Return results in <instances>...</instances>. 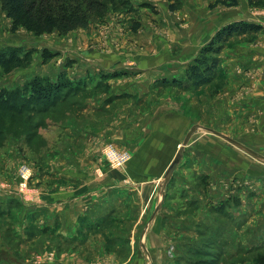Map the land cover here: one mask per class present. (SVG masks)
<instances>
[{
	"label": "rangeland",
	"instance_id": "obj_1",
	"mask_svg": "<svg viewBox=\"0 0 264 264\" xmlns=\"http://www.w3.org/2000/svg\"><path fill=\"white\" fill-rule=\"evenodd\" d=\"M122 1L118 0L116 7L89 29L82 30L85 37L93 32L99 36V43L88 44L90 50H104L111 35L117 34L118 38L127 33L135 35L142 17L155 16L154 6L149 3L152 0H128L126 4ZM161 1L167 5L168 12L182 9L180 0ZM214 1L209 3L211 11L228 8L211 7ZM246 2L253 13L264 14V0H258L254 6L249 5L248 0ZM179 19V24L183 25ZM155 22L156 32L164 34L167 24H160L157 19ZM12 29L13 21L1 13L0 41L4 44L0 50L18 48L17 57L22 61L12 60L0 65V89H16L35 78L53 83L59 76L65 85L72 83L80 88L69 92L65 86L63 98L71 94L75 97L72 96L68 105L60 104L55 110L28 111L27 114L0 112V253L6 249L13 256L8 261L0 257V264H264V217L261 215L264 209L256 208L260 214L252 221L244 196V203L237 209L236 222H230L228 214L226 222H216L217 216L224 215L213 210V206L220 207L223 198L219 192L207 191L208 176L202 174L203 170H197V158L187 155L197 150L196 136L201 133L198 125H191L186 136L181 138L189 137L181 161L166 185L163 199L160 198L163 177L156 187L152 186L155 190H150L146 183L157 177L138 175L134 177L135 183L132 178L124 177L115 189L95 191L93 199L98 197L103 203L75 222L73 218L64 221L63 205L58 211H54L53 206L43 207L48 200L47 192H52L55 182L50 171L57 164L63 169L80 161L82 166L86 165L85 155H90L86 150L91 146L87 143L89 133L84 129L87 100L107 93L109 85L106 80L87 93L92 89L87 85L90 87L99 82L87 83L84 73L76 78L73 72L83 71L80 65L76 70L69 58L56 68L51 64L53 59L63 56L61 51L54 49H76L81 43L84 46L82 34L79 33L80 43L73 39L72 32L64 36L56 31L36 35L23 27ZM259 36L262 35L236 36L229 40V46L256 41ZM113 45L114 49L120 47L119 42ZM165 91L180 98L182 111L191 118L196 117L199 95L206 96L209 101L215 97L213 84L189 93L174 88ZM184 141L175 145V153ZM107 147L115 148L106 143L99 147L100 155L113 169L104 154ZM119 151L130 155L121 168L133 165L130 152ZM23 170L27 171L25 175ZM238 181L244 190L249 187L244 179ZM65 187L68 190L69 185ZM65 200L70 202L68 198ZM158 205L160 208L156 212ZM214 212L218 214L216 218Z\"/></svg>",
	"mask_w": 264,
	"mask_h": 264
},
{
	"label": "crops",
	"instance_id": "obj_2",
	"mask_svg": "<svg viewBox=\"0 0 264 264\" xmlns=\"http://www.w3.org/2000/svg\"><path fill=\"white\" fill-rule=\"evenodd\" d=\"M157 1H160L158 7ZM180 1L182 9L177 12H168L167 5L161 0L149 1L154 6L155 16L142 17L135 35L127 33L121 38L117 34L111 35L104 50H90L88 44L98 42L99 36L93 32L85 37L82 30L72 32V37L80 42L79 33L82 34L84 46L80 42L76 49H54L63 53L51 61L54 68L69 58L73 68L82 67L79 74L73 72L76 78L84 73L86 82L91 85L100 82L105 74L127 73L101 80V83L107 80L109 91L87 100L84 129L89 133L87 143L91 146L86 150L90 153L85 155L86 165L82 166L80 161L63 169L57 164L50 171L55 182L52 192H47L48 200L43 207L53 206V210L58 211L63 205L65 222L71 218L75 222L78 217L85 216L83 214H89L91 209L103 203L98 197L93 199L94 192L115 189L124 177L133 180L138 175L157 177L148 182L149 185L146 183L150 190H155L152 186L156 187L164 178L181 148L175 153V145L184 141L185 138H181L186 136L191 125H198L201 133L196 136L197 150L187 155L197 158V170H203L202 174L208 176L207 191L219 192L223 198L220 207L213 206L220 209L218 214L224 215L218 217L214 212V218H219L216 222H226L228 217L230 222H236L237 209L244 203V196L251 220L260 214L256 208L264 209V163L205 130L226 134L242 148L264 158V34L256 41L226 47L221 52L220 67L225 74L223 87L215 92L211 101L199 95L194 118L182 111L178 96L158 85L160 80L182 78L188 65L219 28L235 21L259 23L264 27V14L253 13L246 0H238L237 6L221 11L209 9L212 0ZM179 18L183 25L179 24ZM156 19L160 24H167L164 34L157 33L153 27ZM115 42L120 44L118 49L113 47ZM2 44L4 42L0 41V47ZM106 143L129 151L133 165L110 169L99 151ZM97 169L102 172V177ZM224 176L227 178L222 180ZM240 179L248 182L246 190L240 186ZM138 185L140 189L141 178ZM67 198L70 202L65 200ZM261 215L264 217V212ZM4 250L0 257L8 261L13 256Z\"/></svg>",
	"mask_w": 264,
	"mask_h": 264
},
{
	"label": "trees",
	"instance_id": "obj_3",
	"mask_svg": "<svg viewBox=\"0 0 264 264\" xmlns=\"http://www.w3.org/2000/svg\"><path fill=\"white\" fill-rule=\"evenodd\" d=\"M127 1L122 2L126 4ZM257 1L248 0L251 6H254ZM117 4L118 0H0V17L1 13H4L6 18L13 21V31L18 27H23L36 35L56 31L64 36L76 30L89 29ZM218 5L231 8L237 6L238 2L237 0H215L211 7ZM262 33H264V27L246 21H235L224 25L200 49L182 78L160 80L159 87L174 88L177 91L189 93L213 84L214 92H219L225 82V74L220 67V54L229 46V40L236 36L249 37ZM19 50L11 47L0 50V65H6L12 60L20 63L22 60L17 57ZM123 74L127 73L119 71L101 76L98 85L90 87L87 85L88 89L92 88L87 93L96 89L101 84V80L108 77H119ZM69 84L65 85L63 78L59 76L53 83L35 78L31 83L16 89H0V112L27 114L28 111L44 112L52 108L55 110L60 104L68 105L69 100L75 95L71 94L70 97L63 98L62 95L66 92L65 86H68L69 92L80 88L72 83ZM84 87L87 88L86 85ZM87 93L84 94L87 96L89 95ZM213 210L219 212L220 209L214 208Z\"/></svg>",
	"mask_w": 264,
	"mask_h": 264
},
{
	"label": "water",
	"instance_id": "obj_4",
	"mask_svg": "<svg viewBox=\"0 0 264 264\" xmlns=\"http://www.w3.org/2000/svg\"><path fill=\"white\" fill-rule=\"evenodd\" d=\"M205 130H206L207 132H209V133H212V134H214V135H217V136H219V137L225 139L226 141H228L229 143L235 145L236 147L245 150L249 155H251L252 157H254L256 160L261 161V162L264 163V158L259 157V156H257L256 154L252 153L251 151L242 148L240 145H238L237 143H235V142H234L233 140H231L230 138H228V137H226V136H224V135H221V134H219V133H217V132H215V131H213V130H211V129H205ZM188 138H189V137H186V138H185V141L183 142L182 147L180 148L177 157L175 158V160L173 161V163H171V165L168 167V169H167V171H166V174H165V176H164V180H163V188H162L161 193H160V198H161V199H163L164 196H165V188H166V185H167V184L169 183V181L171 180V177H172V175H173V172L175 171L177 165L179 164V161H180L181 156H182V150H183V148L185 147V145H186V143H187V141H188ZM159 208H160V205L157 206L156 212L159 210Z\"/></svg>",
	"mask_w": 264,
	"mask_h": 264
},
{
	"label": "built area",
	"instance_id": "obj_5",
	"mask_svg": "<svg viewBox=\"0 0 264 264\" xmlns=\"http://www.w3.org/2000/svg\"><path fill=\"white\" fill-rule=\"evenodd\" d=\"M104 154L106 158L109 161L110 167L115 168H121L124 166V164L129 160L130 155L127 152L119 151L112 147H107L104 150ZM27 171H22L23 175H25ZM24 187V186H22Z\"/></svg>",
	"mask_w": 264,
	"mask_h": 264
}]
</instances>
